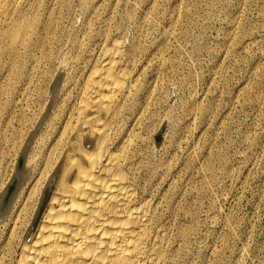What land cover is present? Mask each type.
I'll use <instances>...</instances> for the list:
<instances>
[{
	"label": "rangeland",
	"instance_id": "obj_1",
	"mask_svg": "<svg viewBox=\"0 0 264 264\" xmlns=\"http://www.w3.org/2000/svg\"><path fill=\"white\" fill-rule=\"evenodd\" d=\"M54 1L44 0L31 54L0 64V193L55 79L48 118L63 86L82 83L100 49L120 39L138 51L141 185L152 188L173 264H264V0Z\"/></svg>",
	"mask_w": 264,
	"mask_h": 264
},
{
	"label": "bare ground",
	"instance_id": "obj_2",
	"mask_svg": "<svg viewBox=\"0 0 264 264\" xmlns=\"http://www.w3.org/2000/svg\"><path fill=\"white\" fill-rule=\"evenodd\" d=\"M58 4L55 0L53 7ZM46 10L44 0H0V64L31 54ZM165 36L170 38L168 32ZM100 50L82 83L63 86L58 109L48 118L60 78L52 83L40 121L28 134L11 180L0 193V264L174 262L175 250L152 188L141 185L142 146L135 131L145 109L138 104V51L129 53L120 39ZM163 59H158L159 65ZM68 61L62 58L61 68Z\"/></svg>",
	"mask_w": 264,
	"mask_h": 264
}]
</instances>
